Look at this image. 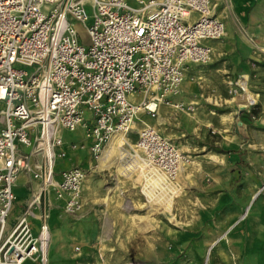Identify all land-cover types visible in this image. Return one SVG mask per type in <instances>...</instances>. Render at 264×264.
I'll use <instances>...</instances> for the list:
<instances>
[{"label":"built area","instance_id":"obj_1","mask_svg":"<svg viewBox=\"0 0 264 264\" xmlns=\"http://www.w3.org/2000/svg\"><path fill=\"white\" fill-rule=\"evenodd\" d=\"M134 1L0 0V264H48L51 211L84 207L86 171L62 170L57 179L56 160L86 146L98 161L115 133L130 141L139 113L155 117L161 104H174L187 66L208 63V42L225 34L212 0ZM77 128L88 144L65 142L62 131ZM141 130L132 147L122 143L123 162L139 151L150 176L173 180L189 157L151 127ZM20 174L39 185L10 222Z\"/></svg>","mask_w":264,"mask_h":264},{"label":"rangeland","instance_id":"obj_2","mask_svg":"<svg viewBox=\"0 0 264 264\" xmlns=\"http://www.w3.org/2000/svg\"><path fill=\"white\" fill-rule=\"evenodd\" d=\"M128 3L137 6L134 0H128ZM87 12L90 14L89 7H87ZM88 23H90V18L86 24ZM75 25L82 39L85 35L84 28L80 23ZM224 37L225 35L220 40ZM210 62L211 59L208 63L198 64V66H206ZM218 87L223 89L222 96L226 99L209 104L214 110L213 114L209 112L211 108L207 106L197 110L196 105L192 104L195 108L194 111L174 108L165 112L162 109L155 116L156 119L166 118L157 125L159 133L189 157L187 175L190 174L191 180L194 181L192 184H189L188 181L184 185V181L177 180L182 191L173 197L170 210L166 212L170 215L166 214L165 211H160L153 216V219L149 218L152 201L142 190L137 173L126 178L117 175L113 167L99 169L98 161L90 158L86 146L68 152L69 160H64L60 167H79L86 171L83 184L84 210L77 215L66 216L64 214L66 223L72 225V230H65L64 232L68 236L72 234L76 238L73 239L76 242L73 248L76 253L82 252L80 240L86 237L88 230H91L96 240L91 249L99 254H105L106 257L116 259V264H146L137 257L138 253L143 251L145 247L139 242V237L145 239L151 236L157 239V253L167 255L168 263L171 260L195 263L202 258L205 247L193 245L192 241L203 239L215 233V223L220 220L225 221L230 214H234L233 212L229 213L230 208L238 211L233 227L247 221L258 220V215L253 211H256L258 204L264 206V182L256 190L257 197L249 205V211L245 210L250 199L242 196V186L230 181L227 176L228 171L221 169L219 163L213 158L214 155L230 157L234 153L231 147L224 144V136L228 132L230 133L231 129L223 131L219 127L221 121H229V118L231 126L235 128L234 131L240 132L238 133L240 148L254 152L259 151L252 143L243 141L246 139V134L239 131V122L242 121L243 113H234V109L230 106L232 92L226 87V90L223 86ZM140 98V96L137 97L135 101L139 102ZM130 99L134 100L133 98ZM235 99H237L240 107H246L242 97L239 96ZM170 103L175 102L170 101ZM180 103L188 105L184 100ZM169 105L163 104L162 106L167 108L170 107ZM2 108L3 104L0 103V109ZM258 112L259 110L251 111L249 114L256 118ZM189 114L193 116V119L190 118L191 121H188ZM144 119L150 125L153 124L149 115L146 114ZM134 127L135 130L129 136L132 143L137 140V131L143 127V124L136 122ZM62 137L69 142L84 144L85 138L80 128L74 131L63 130ZM76 151L78 153L73 155ZM90 159L92 167H90ZM89 173H92L91 177H87ZM187 177L189 178V176ZM108 189L113 190L110 195L109 206L104 202L105 193ZM231 191L232 194L236 193L238 196L232 197V202H230V198L223 197V194H228ZM23 204L21 198L17 197L14 203L15 210ZM230 233L231 230L226 231L220 241L227 243ZM170 237H172L171 240H169ZM166 239L168 241H165ZM182 239L185 241L191 239L190 244H177ZM216 240L218 238L211 243ZM217 243L218 241L215 244ZM213 246L211 251L214 249Z\"/></svg>","mask_w":264,"mask_h":264},{"label":"crops","instance_id":"obj_3","mask_svg":"<svg viewBox=\"0 0 264 264\" xmlns=\"http://www.w3.org/2000/svg\"><path fill=\"white\" fill-rule=\"evenodd\" d=\"M212 12L223 21L226 32L225 37L222 40L208 42L212 49L211 62L206 66L189 64L180 86V93L169 97V100L175 103L184 100L186 104H195L197 110H200L204 106L211 108L209 104H212V102L216 103L226 99L222 96L223 89L221 90L218 86H223L224 90H226V87L230 91L237 89L241 93L235 96L232 94L230 106L234 109V113H243L242 121L239 122V131L246 134V139L243 141L249 144L252 143L259 151L254 152L240 148L238 142L240 138L238 133L240 132L234 131L235 128L231 126L229 118V121H221L219 127L223 131L231 129V132L224 136V144L231 147L234 153L230 157L214 155L213 158L219 163L221 169L228 171L227 176L230 181L242 186V196L250 199L248 206L245 207V210L249 211V205L257 197L256 190L264 182V51L262 50L264 48V0H212ZM239 96L243 98V102L248 96L254 99L255 102L251 106L243 107L241 110L240 104L235 99ZM175 103L167 108L161 104L157 113H160L162 109L165 112L174 109L172 106ZM256 110H259L258 116L256 118L250 116L249 113ZM209 112L213 114V108ZM188 116V121H191L193 116L190 114ZM159 119L166 120L164 117ZM154 120H156L155 117ZM65 142L69 143L67 140ZM84 143L88 144L85 139ZM76 153L78 152L76 151L73 155ZM89 156L92 159L90 153ZM67 159L69 160V154L66 159L56 160L55 175L57 179H59V173L62 170L70 169V166L68 168L60 167L61 163ZM91 159L89 162L91 163L90 167H92ZM228 162H230V165H228ZM188 166L189 163L184 167L183 175L179 176V180L184 181V185L188 181L189 184L194 182L191 180L190 174L187 175ZM221 182H223V179H221ZM38 185V181L27 174L18 176L13 186V192L16 200L19 197L24 204L19 206L17 210H15V207L13 208L10 222L22 212L30 199L31 192L36 190ZM223 197L230 198V202H232V197L236 198L238 196L236 193L232 194L231 191L228 194H223ZM235 206L237 207L236 204ZM229 211V213L233 212L234 214H230L225 221L216 222L215 233L203 239L192 241L193 245L205 247L202 258L195 263L178 262L176 260H171L168 263L167 255L157 253V239L152 236L145 239L139 237V242L145 247L143 251L141 250L138 253L137 257L146 264H207V261H209L208 264H264V206L258 204L256 211H253L258 215V220L247 221L235 227H233V223L238 211L234 208H230ZM64 216V213L58 208L51 211L48 264H102L103 262L116 264V259L106 257L105 254H99L91 249L96 241L91 230H88L86 237L80 240L83 253H76L73 249L76 245L73 239L76 238L72 234L68 236L64 232L65 230H72V225L66 223ZM30 221L33 230L36 231L37 221L34 218H30ZM229 230H231V233L228 242L220 241L222 235ZM168 233L169 231L167 235ZM216 238L218 240L213 245L217 241L218 243L213 246L214 249L209 257H206L207 249ZM167 239L165 241H168ZM190 240L185 241V239H182L177 244L189 245ZM25 264L37 263L27 261Z\"/></svg>","mask_w":264,"mask_h":264},{"label":"bare ground","instance_id":"obj_4","mask_svg":"<svg viewBox=\"0 0 264 264\" xmlns=\"http://www.w3.org/2000/svg\"><path fill=\"white\" fill-rule=\"evenodd\" d=\"M262 50L264 51V48ZM254 102L255 100L248 96L245 98L244 104L245 106H250V104H253ZM172 107L177 108L175 105H173ZM140 113V115L137 116V121H139L143 125L151 127L153 130L159 133V127H157V125H159V123L163 120H154V117H151L153 120V124L150 125L149 122L144 119V111H141ZM140 131L142 130L140 129ZM126 142H128L131 147L133 146L127 139V136H125L124 134H113L98 159L99 169L102 170L104 168L113 167L117 175L126 178L131 177V175L134 173H137L139 176V182L142 186V190L152 201L150 209L151 213L149 215V218L153 219V216L160 211H165V213L168 212L170 210V204L173 197L180 194V192L182 191V188L178 184L177 180L179 179V176H181V173L185 170V168L181 167L179 173L173 178V180L169 182L161 181V177L156 179L146 172L145 164L140 158L139 151H137L135 157H133L129 162H123L125 154L121 151V145L122 143ZM91 176L92 173H89L87 175V177ZM112 192V189H108L105 193L104 202L107 206H109V200L111 197L110 195ZM212 246L213 243H211L209 248L207 249L206 257H209ZM208 262L209 261H207V264ZM103 264L108 263L104 262Z\"/></svg>","mask_w":264,"mask_h":264},{"label":"water","instance_id":"obj_5","mask_svg":"<svg viewBox=\"0 0 264 264\" xmlns=\"http://www.w3.org/2000/svg\"><path fill=\"white\" fill-rule=\"evenodd\" d=\"M243 109V107H241V110Z\"/></svg>","mask_w":264,"mask_h":264}]
</instances>
